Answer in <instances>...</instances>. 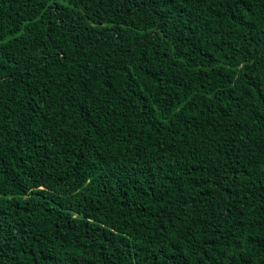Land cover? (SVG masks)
Segmentation results:
<instances>
[{
    "label": "trees",
    "instance_id": "obj_1",
    "mask_svg": "<svg viewBox=\"0 0 264 264\" xmlns=\"http://www.w3.org/2000/svg\"><path fill=\"white\" fill-rule=\"evenodd\" d=\"M0 264H264V0H0Z\"/></svg>",
    "mask_w": 264,
    "mask_h": 264
}]
</instances>
